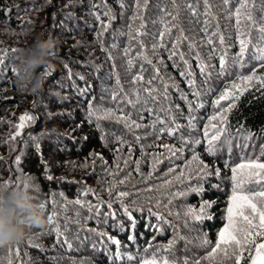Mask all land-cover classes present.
<instances>
[{"label": "trees", "instance_id": "obj_1", "mask_svg": "<svg viewBox=\"0 0 264 264\" xmlns=\"http://www.w3.org/2000/svg\"><path fill=\"white\" fill-rule=\"evenodd\" d=\"M136 3L0 0V26L6 23L13 29L11 36L0 34V50H9L0 71V182L30 180L31 185H38L39 192L31 190L44 205L47 217L53 211L58 213L56 220L63 233L57 237L50 224L44 232L30 230L28 238L0 252V264H8L10 254L12 264H72L82 260L85 264H139L141 258L152 253L175 259L178 264L185 259L189 264L197 260L220 264L219 258L210 261L204 257L226 222L232 191L230 166L244 158L261 157L264 149V89L257 84L239 99L221 101L224 108L230 103L235 106L226 113L227 123L215 142L214 156L206 151L204 130L218 110L214 101L234 82L239 83V75L251 74L253 68L257 75H264V67L254 58L256 49L264 48V41L257 27L249 33L248 22L243 21L241 30L251 43L243 59L237 61L238 33L235 17L229 16L238 6L236 0L228 5L223 0H208L209 8L204 0H147L146 6L140 0V9ZM250 3L254 5V17L260 21L264 18V2ZM108 11L111 21L105 15ZM96 15L101 17L99 21ZM102 24H109L101 38L103 45L97 38L103 31ZM166 25L171 31L161 38ZM40 31L57 41L56 55L51 68L37 69L48 73L43 89L19 93L15 79L20 50L31 43L28 32L34 35ZM220 36L224 37L223 44ZM173 44L177 55L169 59ZM180 53L187 65L180 60ZM221 56L225 57L224 71ZM185 72L191 75H181ZM136 76L143 79L134 82ZM165 82L167 99L162 95ZM145 89H156L153 95L157 98L151 99ZM197 92L198 96L194 94ZM89 102L99 110L98 115L107 109L115 115L89 120ZM26 111L35 121L10 142L13 125ZM125 113L135 122L132 127L118 119ZM157 116L164 123H158ZM168 130H173L172 136L167 135ZM212 131L209 127L210 135ZM30 136L39 140L33 141ZM197 140L200 143L194 142ZM163 145H171L175 154ZM17 155L21 157L19 165L15 162ZM193 156L198 159L193 160ZM135 161H140L139 172ZM201 161L208 166L207 175L198 171ZM117 164L119 175H107L108 170L118 171ZM47 175L53 179L47 180ZM113 179L125 183L117 184L109 195L107 189ZM196 187L203 191H189ZM119 191L129 195L121 199ZM179 192L188 194L180 196ZM77 199L93 205V210L73 203H67L64 210L65 201ZM202 202H211L207 210L211 219L198 221L194 215H186L189 208L198 213ZM109 237L119 240V246ZM205 239L209 245L203 244ZM170 241L174 244L165 252Z\"/></svg>", "mask_w": 264, "mask_h": 264}, {"label": "snow or ice", "instance_id": "obj_2", "mask_svg": "<svg viewBox=\"0 0 264 264\" xmlns=\"http://www.w3.org/2000/svg\"><path fill=\"white\" fill-rule=\"evenodd\" d=\"M230 0H223V3L225 5H228ZM238 6L235 8L233 12L229 13V16L235 17L236 22V28L238 33V40H239V53L237 54V61L242 60L245 53L249 51L250 43L251 41L247 38V33L241 30V24L243 21L248 22V32L250 33L252 27H257L259 32L261 33V40L264 41V18H262L260 21H257L256 18L253 15V3H250V0H236ZM264 2V0H262ZM205 7L209 8L208 0H204ZM147 5V0H144V6ZM137 9H140L142 6L140 4V0H137L136 3ZM261 11H264V8L261 9ZM105 15L108 16L109 21L112 19L111 12H105ZM142 19V17H135ZM101 17L99 15H96V20L99 21ZM173 19H176L173 17ZM109 27V24H102L103 31L97 33L98 41L103 45V40L101 39L103 37L104 31H107ZM143 27V25H141ZM171 29L166 25L165 31L160 33L161 38L165 35V33L170 32ZM137 35H140L139 30H137ZM215 35V33L213 34ZM208 43L211 44L212 40L208 39ZM220 43H224V37L220 36ZM163 47V44L160 45ZM143 47V45H141ZM252 47H255V45H252ZM16 49H11V52H15ZM8 49L0 50V71L3 70V67L5 66L7 59H8ZM125 54H127V50H125ZM176 45L173 44V49L169 53V59L176 56ZM180 60L187 65V61L184 59L183 53H180ZM147 59V57H144ZM255 59L259 60L261 62V67H264V48H257ZM220 67L221 71H224L226 69V62L225 57L221 56L220 58ZM151 63V61H148ZM129 66H131V60H129ZM205 69L203 66H201V72H203ZM12 71H15L13 69ZM181 75H191L190 72L181 73ZM142 76H136L134 78V82L138 80H142ZM239 83L234 82L231 85V89H226L225 91L221 92L219 95V98L214 101V103L217 105V112L212 115L209 119V125L205 127L204 130V138L208 141L207 146V153L209 155L214 156L216 154L215 152V142L220 139V134L225 130L223 125L227 123V111H230L232 107H234V103H230L228 108H224V106L221 104V101L224 100H236L239 99V96L246 91L248 88L253 87L255 85H259V88L264 89V75H257V72L255 68L251 70V74L244 75L241 74L238 76ZM189 83H192V81H189ZM164 92L163 96L165 99L168 97V85L165 82L164 83ZM146 92H148L149 97L151 99L155 100L157 97L153 95L154 92H156V89H145ZM195 95H199V93H194ZM113 99H116V96H113ZM131 102V101H129ZM140 102L139 95H137L136 103ZM147 100L144 101L145 104H147ZM35 107V104L33 105ZM163 110V109H162ZM98 109L92 104V102H89V109L87 112V117L89 120H91L93 117H96L97 119L102 118H111L115 113L111 109L104 110L103 115H98ZM167 111V110H165ZM118 119H121L125 122L126 127H132L135 123L134 121L130 120V117L125 113L118 117ZM35 121L34 115L30 114L29 112H25L21 114L18 117V123L14 124L13 127L15 128V132L10 137V142H14L17 137H20L22 135L23 130L28 127L30 124H32ZM156 121L158 123H164V121L160 120L159 116H157ZM219 122V123H216ZM136 127H139L138 124H135ZM152 127H155V124L152 125ZM209 127L214 129V131L211 132V135L209 134ZM168 136L173 135V130L167 131ZM30 139L33 141H38L39 137L30 136ZM106 139V138H105ZM117 139L122 143H126V141L122 140L120 137H117ZM137 141H139V137L136 138ZM195 143H200L199 140L194 141ZM37 147H39V144L37 143ZM165 149H169L170 151L175 154V149L172 148L171 145H163ZM119 151V149L117 150ZM129 152H131V146H129ZM100 159H103L100 157ZM119 159V157H117ZM198 157L193 156V160H197ZM21 157L19 155L16 156L15 162L17 165L20 164ZM137 167L136 171L139 172V164L140 161H135ZM156 163H160L159 158H156ZM125 164H127V161H125ZM201 167L198 169V171L202 172L203 175H207V168L208 166L203 163V161L200 162ZM84 167H87V163L83 165ZM117 170L116 172H113L112 170H108L106 173L107 175H111L113 177L119 175V164H117ZM231 170V182H232V191L231 195L228 197V204L226 208V215L224 217L225 224L222 228L219 229L217 233V239L215 241L214 246L211 247L210 251L208 252L207 256L204 257L206 260L210 261H216L218 258L220 259V264H225L226 261H232L233 264H242V261L244 264H264V149H262L261 157H248L241 160L240 163L235 164L234 166H230ZM218 174V173H217ZM130 175V173H129ZM151 176V173L148 174ZM183 175V173H181ZM47 180L51 181L53 179L52 175H47ZM6 185H10L11 181H5ZM111 186L107 189L109 195L112 194V192L115 190L117 184H123L125 183V180H116L113 179L111 182ZM165 183H170V181H165ZM25 187H31L34 191L39 192V186L38 185H28L25 184ZM87 191H92L91 189H88ZM148 191H151V189H148ZM189 191L194 192L196 194H200L203 189L196 187V188H190ZM188 192H179L177 195L180 196H186ZM119 198H124L129 195V193L124 191H119L117 193ZM61 196H63V193H61ZM67 203H73L75 205H79L81 208L87 207L89 212L93 210V205L87 204L85 205L84 202H82L80 199H77L75 201H65V208L66 211V205ZM171 203V202H169ZM53 205L55 206V201L53 200ZM160 202H156V206L159 207ZM42 207L44 205L42 204ZM211 207V202H202L200 205V210L197 213L195 209L189 208L186 215L193 216L198 221H202L204 219H211V215L208 213V209ZM98 211V209H97ZM125 212L128 213L127 208H125ZM58 213L56 211H53L51 215L48 216V221L50 225H54L52 231L56 233L57 237H60L63 235L61 231L60 224L57 222L56 217ZM77 215H80L79 212H77ZM129 217L131 218V213H128ZM156 216L158 219H163V216H161L159 213H156ZM101 236L106 235L104 232L98 233ZM110 240H112V243L119 246L120 241L115 240L111 237H109ZM129 239H133V237H129ZM19 243V242H18ZM17 243V244H18ZM174 244V241H170L167 247L164 249L165 252L170 251L172 246ZM204 245H209L210 241L205 239L203 241ZM147 251V250H146ZM17 258H19V251L16 253ZM8 264H12L11 254L9 255ZM72 264H85V261H73ZM90 264V262H88ZM139 264H178V262L175 259H169L167 256L158 255L157 253H152L151 255H146L145 257L141 258L139 261ZM183 264H189L188 260H184ZM193 264H201V261L197 260L194 261Z\"/></svg>", "mask_w": 264, "mask_h": 264}, {"label": "clouds", "instance_id": "obj_3", "mask_svg": "<svg viewBox=\"0 0 264 264\" xmlns=\"http://www.w3.org/2000/svg\"><path fill=\"white\" fill-rule=\"evenodd\" d=\"M12 33L10 25L0 26V34L11 36ZM26 35L31 37V43L20 50L15 88L19 93H36L43 89L48 74L37 69L51 68L57 41L43 31ZM25 184L31 185V181L21 180L10 185L0 182V252L28 238L30 230L48 229L49 221L42 204Z\"/></svg>", "mask_w": 264, "mask_h": 264}]
</instances>
